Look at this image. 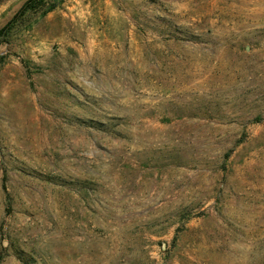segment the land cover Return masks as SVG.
Listing matches in <instances>:
<instances>
[{
    "label": "rangeland",
    "instance_id": "374dc122",
    "mask_svg": "<svg viewBox=\"0 0 264 264\" xmlns=\"http://www.w3.org/2000/svg\"><path fill=\"white\" fill-rule=\"evenodd\" d=\"M0 264H264V0H0Z\"/></svg>",
    "mask_w": 264,
    "mask_h": 264
},
{
    "label": "trees",
    "instance_id": "16d2710c",
    "mask_svg": "<svg viewBox=\"0 0 264 264\" xmlns=\"http://www.w3.org/2000/svg\"><path fill=\"white\" fill-rule=\"evenodd\" d=\"M0 34H1V31H0Z\"/></svg>",
    "mask_w": 264,
    "mask_h": 264
}]
</instances>
